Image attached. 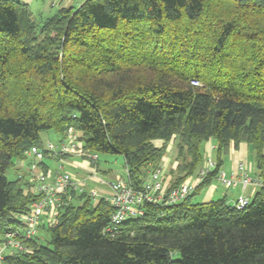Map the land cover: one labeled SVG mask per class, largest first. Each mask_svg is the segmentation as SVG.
<instances>
[{"label": "trees", "instance_id": "trees-1", "mask_svg": "<svg viewBox=\"0 0 264 264\" xmlns=\"http://www.w3.org/2000/svg\"><path fill=\"white\" fill-rule=\"evenodd\" d=\"M43 14L0 0V247L14 232L27 249L0 264H264V0H83ZM70 128L98 161L121 155L135 189L170 142L168 189L199 179L209 140L215 166L184 199L144 203L113 230L107 200L69 189L39 225L48 239L25 240L20 216L40 196L17 165L33 149L50 157L42 133L63 141ZM241 143L256 167L240 171L256 189L244 208L196 200L215 180L238 186L219 173Z\"/></svg>", "mask_w": 264, "mask_h": 264}, {"label": "built area", "instance_id": "built-area-1", "mask_svg": "<svg viewBox=\"0 0 264 264\" xmlns=\"http://www.w3.org/2000/svg\"><path fill=\"white\" fill-rule=\"evenodd\" d=\"M192 84L197 83L192 82ZM45 149L57 163L54 170L43 172L42 169H39L40 164L44 160V154L41 150L33 149L28 153L34 159L29 168L31 174L29 180L31 183H35V193L40 198L31 204L29 212L20 216V220L24 224L23 236L25 240L38 235L41 223L48 225L54 223L55 215L62 205L61 195L67 193L69 189H73L78 193L87 192L88 196L95 200L98 198L97 191L90 188L87 189V181L97 180L100 184H107L104 180L96 178L95 173H90L84 179H75L72 173L65 169V161L63 159L65 155L85 157L92 168H95L94 166L98 161L96 153L84 150L82 143L71 128L66 133V138L63 141L59 140L57 144L49 143ZM214 166L215 163L212 158L207 157L198 171L199 179L194 182L188 179L172 189H168L164 171L161 168H157L150 173L149 179L143 183L141 189L132 187L128 180L109 182L108 186L111 194L105 200L115 209L111 216L112 230L126 219L141 215V206L144 203L165 201L166 204H173L184 199L191 193L193 187L197 185L201 177L210 172ZM246 170L241 166L238 171L244 172ZM50 179H52V183H49ZM219 180L223 186L228 188L235 187L238 184H241L242 188H245L252 184L251 177L247 173L243 175V179H239L237 176L227 178L221 174ZM246 204L247 199L243 196L238 197L235 203L238 209L244 208ZM7 251H27L26 246L16 239V233L14 232L7 234V241L0 247V262Z\"/></svg>", "mask_w": 264, "mask_h": 264}, {"label": "crops", "instance_id": "crops-1", "mask_svg": "<svg viewBox=\"0 0 264 264\" xmlns=\"http://www.w3.org/2000/svg\"><path fill=\"white\" fill-rule=\"evenodd\" d=\"M57 3L52 2L48 8H43L42 11H50V8H54L55 6H58L59 8L62 7H66L68 5H74V6H78L83 0H57ZM25 3H27L28 5L32 2V0H24ZM41 12V11H40ZM43 13V12H42ZM43 134V133H42ZM46 134V143L42 142V146L45 148L47 144L51 143V140L49 138V135L47 132H45ZM42 136V135H41ZM60 139V138H58ZM42 140V138H41ZM59 141V140H58ZM161 141H157L156 145L160 146ZM174 143L170 142L167 146L166 149V154L164 155L163 159H162V163L160 168L164 171V175H165V180H166V184L169 185L170 181H171V174H170V170H173L176 167V161H175V152L172 153V145ZM215 144L213 143L212 140H209L205 143L204 145V160L207 157H212L211 154H213V148H214ZM29 158V159H28ZM253 158V154L250 151V149L248 148V146L245 143H241L238 147V149L234 150L232 147L228 153V155L224 158V162H223V166L220 170L219 174H223L226 177H233V176H237L238 178L241 177V172L238 171V163L240 161H245L250 163V171H251V176H254V174L256 173V171L254 172L252 170V163H251V159ZM27 159L29 160V162L27 164H25V166H23V162L19 163L17 165V169H18V173L20 176L23 177V179H25L24 181H30L29 178H31V174L29 172V168H30V164L34 161L32 155L28 154ZM65 160V169L67 171H70L72 173V176L75 179H84L86 178L90 173H95V177L98 179H102L105 182H107V184H100L97 182V180H88L87 184L88 187L87 189H95V185H102V189L100 191H97V195L98 198L95 199L96 201L100 198H104L107 199L110 194H111V190L109 189L108 183L109 182H114L117 180H122V181H127L128 177H127V171L124 168V172H125V176H121L118 173H114L111 169H109L106 164L109 163L108 161H101L100 157H99V161H98V165L95 168H92L88 162V160L86 158H81V157H77V156H70L69 158H64ZM108 160V159H107ZM254 160V158H253ZM101 161V162H100ZM124 162V161H123ZM56 161L51 158V157H45L44 161L40 164V168L39 169H46L47 170H54L56 167ZM256 176V175H255ZM149 179V177L147 178ZM146 179V180H147ZM52 179L49 180V183L51 182ZM32 187H31V191H33L35 193V188L36 185L34 182L31 183ZM235 189V194H229V190L230 189H225L222 186L219 185L218 180L214 181L212 186H210L203 194H201L199 196V200L201 202H208L211 199L214 198H220V197H226L227 201L229 203H233L234 200L237 199L238 196L240 195H246L247 197L251 196L254 191L256 189L254 188H250L248 193L246 191H244L240 185H238ZM46 225V223H44ZM10 253V252H9Z\"/></svg>", "mask_w": 264, "mask_h": 264}, {"label": "rangeland", "instance_id": "rangeland-1", "mask_svg": "<svg viewBox=\"0 0 264 264\" xmlns=\"http://www.w3.org/2000/svg\"><path fill=\"white\" fill-rule=\"evenodd\" d=\"M52 2H54V3H57L58 1L57 0H32V2L29 4V6L31 7V9H32V11L34 12V16H35V18L36 19H39V17H38V14L39 13H44L43 15H51L52 13H55V11L58 9V6H55L53 9L52 8H50L51 10L48 12V11H42L43 10V8H48L49 9V5L52 3ZM41 11V12H40ZM48 133V135H49V138H50V140H51V143H54V144H57V142H58V140H60V139H58V138H60V136L57 134V133H55V132H53V131H49V132H47ZM41 138H42V142L43 143H46V139H47V137H46V134L45 133H43L42 134V136H41ZM173 152H175V154H176V150H175V147H174V144L172 145V153L171 154H173ZM263 153H264V150H263ZM72 157H74V155H71ZM99 157H100V160L103 162L104 160L105 161H108L109 163H107L106 164V166L109 168V169H111L114 173H118V174H120L121 176H125V172H124V168H123V166H124V162H123V158H122V156L121 155H111V154H99ZM82 158V157H81ZM29 159V158H28ZM27 159V163L29 162V160ZM108 159V160H107ZM65 161V160H64ZM100 161V162H101ZM26 162H24L23 164V166H25V164H27ZM251 163H252V170L255 172L256 171V167H255V163H254V160H253V158L251 159ZM243 167L244 169H249V167H250V163H248V162H245V161H240L239 163H238V170H239V168L240 167ZM16 175H14V174H10L9 175V178L11 179V180H13L14 179V177H15ZM238 178V177H237ZM103 187H102V185H95V189L97 190V191H100L101 189H102ZM248 191H249V189H247V193H248ZM229 194H235V189H230L229 190ZM196 200H198V201H200L199 200V197L198 198H196ZM39 234L41 235V236H44V238H46V239H48V233L46 232V231H44V230H41L40 232H39Z\"/></svg>", "mask_w": 264, "mask_h": 264}]
</instances>
